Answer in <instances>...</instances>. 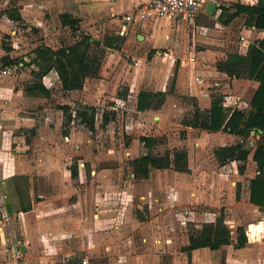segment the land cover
<instances>
[{"label":"rangeland","instance_id":"1","mask_svg":"<svg viewBox=\"0 0 264 264\" xmlns=\"http://www.w3.org/2000/svg\"><path fill=\"white\" fill-rule=\"evenodd\" d=\"M43 1L0 0V16L18 5L24 9L23 13L28 11L25 12L27 16L24 21L16 22L14 27L18 30L16 36L10 34L9 41L3 40L0 43V70H8V73L0 74V85L8 86L10 89L19 87L23 90V94H20V102L15 101L8 106L10 110H19V113L8 114L6 112L3 114L0 110V116L6 119L19 118L22 126L14 132V135L24 134L23 138L29 144L30 152L33 151L34 146L37 148L33 140L37 137V129L41 121L48 122L47 128L51 127L52 131L57 129V123L61 124V120H63V124L59 128L60 143H58L65 154V157L62 158V166L66 170L68 166L72 168L77 164L80 168L82 166L80 164H84L85 182H80V176L74 178L73 187L77 189L76 194L73 191H64L61 196L64 199L58 200L59 205L63 207L65 204L78 201L81 197L82 201L85 200L83 203L87 204L86 208L89 209L87 213L93 215L99 210L110 218L111 215L113 216L115 219H111L113 226L109 225L108 230L114 231L113 229L117 227L115 222L129 220V217L130 220L137 218L152 223V227L159 231V234L155 236L158 240L157 243H160L161 239L165 240L171 237L173 239L171 244L176 248L180 246L179 249H182L186 239L190 238L192 234L198 233L202 227H200L202 223L200 212L204 210V204L200 203V194L201 192L206 194L212 192L214 188L209 187L211 176L216 178V171H220L221 167L219 160L215 157V150L223 143L231 144L240 140V136H234L227 131L187 128L184 122L193 117L196 104L205 110L210 107L213 98L218 95H222L223 98L230 95L251 98L259 85L255 79L239 78L234 82L235 78L221 79L217 74V62L226 59L229 53H247L249 44L240 38L243 33L249 35L244 17H238L230 25H225L220 17L217 19L207 15H202L193 22H175L163 18L157 23H145L148 28L126 23L128 32L124 33L122 24L106 26V20L83 16L80 20L81 31L76 33L69 26L62 24L59 9L38 8L39 16L34 17L31 11L33 9L29 4L38 7L36 5ZM223 1L229 5L226 7H232L235 0ZM117 4H119L118 0L114 3L103 0V7L107 10ZM61 11H65V7H62ZM47 19L51 26L48 24V27L43 28L37 25L40 20L46 21ZM0 27L3 31H10L11 24L0 19ZM83 35H90L101 43L106 40L110 41L114 49L108 50L103 44L93 45L91 48L93 56L100 59L101 62L99 74L86 78L82 89L65 90L55 69L49 71L45 77L41 74L42 69L39 63L34 61L37 56L36 48L44 44L59 49L76 43L83 38ZM13 43L17 44L16 48ZM166 50H171L176 58L171 67H164L168 64L163 62L168 89L165 99L167 108L161 105L163 97L160 96L155 99L149 109L140 110L137 107V93L142 89L151 90L150 74L156 72L157 67L155 54L158 51L165 52ZM4 52L9 54L5 55ZM193 58L197 63L195 67H191ZM9 59H14V62L5 64V61ZM184 59L190 65L189 69L187 67L188 70L185 69L187 72L182 69ZM209 71L210 73H208ZM199 74L209 77L208 84L212 83L208 88L207 98L204 97L205 93L198 94L199 85L193 84L192 76ZM215 79H219L222 84L214 87ZM44 82L49 85L50 92L48 94L41 91L35 93L30 91L35 83L44 84ZM163 84V82L157 84L156 87L160 88ZM228 84H231V90L237 91L233 92L235 95L230 93ZM32 94H36L37 97L32 99L31 103L22 98L23 95L30 96ZM47 95L49 96L48 100H42V97ZM242 97L238 104L234 105L231 102L230 105L248 110L251 103ZM3 100L1 98V101ZM68 102H73L77 110L84 105L96 106V128L91 130L87 125L81 123L80 118L75 117L71 123H68L62 108L69 105L63 104ZM72 112L74 116L76 110H72ZM104 113H107L111 118L107 125L103 124ZM4 118H1V121ZM14 121L17 123L16 120ZM142 136L155 137L156 144L152 147L146 146L141 139ZM49 143L51 146H56L53 141ZM246 145L253 148L247 143ZM177 149L188 150V171L181 172L174 168L159 171L157 168H152L151 176L148 178L135 173L134 159L148 152L164 154L166 151L173 153ZM252 155L253 150L245 173L247 182L250 181L248 175L253 173ZM200 159H206L210 171L204 176L202 171L200 172ZM238 164L239 162L231 161L224 168L225 171L233 174L230 176L231 180L234 179V172H238ZM94 169L97 170V173ZM177 172H181V174ZM146 179H149V182ZM241 183L243 187V182L241 181ZM124 184H127V190H130L129 201H123V198L120 197L122 196L121 189L126 188L123 187ZM22 185L19 189V196L23 199L24 205L30 204L29 191L31 188ZM43 191L52 192L53 189L46 187L42 189ZM14 197L18 198L17 195H14L12 199ZM216 209L217 215H219L225 207ZM11 212L13 213V211ZM117 217H119L118 220ZM11 223V226L8 225L7 228L9 232H12V235L15 229L18 234L17 243L21 248L20 244L25 243V239L21 234L20 223L17 220ZM129 224L128 222L126 225L129 226ZM93 226L92 233L95 232L97 224ZM146 226L148 227V225ZM130 228L134 247L143 249L141 245L148 244V241L144 240L145 234L142 229H135L132 226ZM164 229L165 231H163ZM168 229L171 233L168 232ZM39 238L40 236L37 238V244L40 241ZM80 238L74 239L79 241ZM154 239L151 238L149 245L154 243ZM90 241H88V245ZM114 241L111 240L107 243L100 241V245L96 244L90 250L77 251L69 258L65 254H61L62 257L58 263L85 264V260L90 258L89 264H120L118 260L119 254L122 252L120 247L122 240L117 238ZM73 245L81 247V244L75 241H73ZM25 252L23 251L20 262L24 260ZM196 252L197 263L200 264V249ZM237 255L233 259L241 260L243 263L245 254L240 252ZM8 259L7 252H4L0 256V264H7ZM179 259L180 257H178ZM201 259L202 262L209 260L206 253L202 254ZM124 261H126L125 264H129L128 260ZM31 263H35V257H26L25 264Z\"/></svg>","mask_w":264,"mask_h":264},{"label":"crops","instance_id":"2","mask_svg":"<svg viewBox=\"0 0 264 264\" xmlns=\"http://www.w3.org/2000/svg\"><path fill=\"white\" fill-rule=\"evenodd\" d=\"M146 1L149 0H118L119 4H117V6H112L113 8H110L109 10L103 7V0H44L43 2H39L36 5L38 7H35L34 4H29V6L31 7V9H33L31 11L33 12L34 17L39 16L38 8L49 7L52 8V10L54 8L59 9L60 16L62 13H70L80 20L83 16L106 20V26L122 24L123 29L126 28V31L128 32V27L125 25L127 22L124 19V15L126 13H129L134 6L142 4ZM219 2L222 9L223 6H229L223 0H219ZM237 2L253 4L255 3V0L234 1V3ZM62 7H65V11H61ZM17 8L22 15L21 20L15 21L11 19L7 11H5L4 15L0 16V19L6 20L11 24L10 31H3V29L0 27V43L3 40L9 41L11 39L9 38L10 34H14L16 36L18 32L16 28L14 29V27L16 26V22L24 21L25 16H27L25 12L28 11H25L23 13L24 9L21 7V5H18ZM207 16L216 17L217 19L219 18V16L217 17L216 13H211ZM28 18H30V20H33L31 19V17ZM48 20L49 19H47L46 21L40 20L37 25L42 26L43 28L48 27V24H50L51 26V23H48ZM160 20L156 21L150 18L147 20L134 21L130 23V25L135 24L141 25L143 28H148L145 26V23H157ZM232 22H234V20ZM249 28L250 27H248V34H251L253 29L251 31V29ZM79 30L81 31L80 28L78 29V31ZM78 31H76V33ZM254 35V38H256V42L258 38L264 37V30H256L255 28ZM42 45L51 47V45ZM13 46L16 48L17 44L13 43ZM155 47L156 45L154 46V48ZM106 48L108 50L114 49V47L110 46H106ZM115 53L116 52L114 51V54ZM165 53H171V50H166L165 52L158 51L157 54H155L157 67L156 72L150 74L151 79L149 80H151V90L142 89L138 91L137 95L139 97V93L141 91L164 93V95L162 96L163 102L161 103V105H164L163 107L167 108L165 99L168 95V89L167 79H165L164 75L166 73V69L163 68V62H166L168 64L164 65V67H171L174 64L176 58L174 54L173 57H170ZM3 54L6 55L9 53L4 52ZM191 61V67H195L197 64L196 59L193 58ZM183 65L184 67L182 69L187 72L185 69H187V67L189 69L190 65H188V61H186V59H184ZM216 69L218 70L217 64ZM208 73H210V71ZM47 74H44V77L47 76ZM217 74L218 78L221 79H224L225 77L235 78L234 82L239 79L235 76L231 77L226 72L220 70L217 71ZM192 81L193 84L195 83L196 85H199V89H197L199 92L198 94H200V92L205 93V97L207 95V92L209 91L208 88L212 84H208L209 77L202 74L194 75L192 76ZM162 82L164 83L162 87H156L157 84H162ZM214 83V87L222 84L219 79H215ZM44 85L49 89V85L47 82H44ZM227 86L230 89V93L232 95H235L233 94V92L237 91L231 90V84H228ZM258 86L256 87V90ZM201 90H203L204 92ZM21 93L23 94V90L19 87L10 89V87L8 86L6 87L0 85L1 113H19V110H10L8 106H10L12 102H20ZM36 97V94H32L30 96H22V98H24L25 100L27 99V101H30V103L32 99H35ZM240 97L242 96H226V98L224 97L223 103L224 105L231 107L233 106L230 105L232 104L231 102H233L234 105L238 104ZM252 97L242 98L249 100V103H251ZM1 98L4 100L1 101ZM48 98V95L43 96L42 100H48ZM198 98L200 99V97ZM205 98H207V96ZM225 99H227V101H225ZM2 103H4V105H2ZM63 104H69L75 107L73 102ZM196 106L200 107V105L198 104L195 105V108ZM233 107L237 108V106ZM57 113L60 114V112ZM1 118L4 117L0 116V256H2L4 252H7L9 258L11 256V251L16 248V246H18L16 239L18 234L16 233L15 229L13 230L12 235V232H9L7 228V226H11V222L15 220L20 223L19 225L22 230L21 234L25 239V243L20 244L21 249L24 252L26 251L24 253V260L20 262V259H18L14 261L13 264H25L26 257L30 256L35 257V263L31 264H66L58 263L59 259L62 257L61 254H65V256H68L69 258L71 254H74L77 251L90 250L95 247L96 244L100 245V241L102 243L106 241L107 243L108 241L112 240L113 242L117 238L122 240V242L120 243L122 252L119 254L120 258L118 260L120 264H125L126 261L124 260H128L127 262H129V264H198V259L196 257V250L198 249H200V264H264V210L260 209L259 206L253 204L250 201V181H245V173L247 170L243 174L234 172V179L231 180L230 176L233 174H231V172H228L227 170H224V168L228 166L229 162L226 164H221L219 162L221 167L220 171H216L217 179L211 176L210 180L211 183L209 187L211 189L213 187L214 189H212L211 193L206 194L201 192L200 194V203L204 204V210L200 212V220H202V223L200 224V227L202 226L201 229L206 223L216 222L217 217L223 212L225 222L232 230V243L223 245L219 249L215 250L211 249L210 247H201L189 253L188 251L179 249L180 246H177L176 248L174 245H172L171 243L173 242V239L171 237H168L165 240L161 239L159 240L161 242L157 243L158 240L155 236L159 234V231L156 228H153V225L150 222H144L137 218H131L130 220L129 217V220H125L127 223L125 221L115 222V224L117 223V227L115 226L116 228L113 229L114 231H110L108 230V226L111 225V219H114L113 216L111 215L110 218V216L108 217L107 215L102 214V212H99V210L93 215H91L89 212L87 213L89 209L86 208L87 204L83 203L85 200L83 199L84 201H82L81 197H79L78 201L76 200L75 202L69 203L68 205L65 204L63 207L59 205L60 203L58 202V200L64 199V197H61L64 191H73L74 194H76L77 189L76 187H73L74 178H78V176H80V182H85L84 164L83 166H80L82 164L79 165V175L77 177L72 176L70 166H68L66 170L62 166V158L63 156L65 157V154L64 151H62V148L59 147L58 143H60L59 128L63 124V120H61V124L58 122L56 125L57 129H53L52 131L51 127L50 129L47 128L48 122L41 121V124L37 129V137L33 140L34 145H36L37 148L34 146L33 151L30 152L29 144L26 143L23 138L24 134L22 133L23 135H14V132L22 126L19 118H4L3 121H1ZM14 120H16L17 123ZM187 128L193 127L187 126ZM50 141L56 143V146H51L49 143ZM231 144L223 143L221 146ZM200 160V172L202 171L204 176L210 171L208 170L209 167L207 166L206 159ZM253 164V173L248 175L250 177V180L257 174V164L254 160ZM157 169L159 171L161 170L159 168ZM94 171L97 173V170L94 169ZM151 173L152 168L149 177L151 176ZM177 173L181 174V172ZM206 178H208L207 175ZM146 180L147 182H149V179ZM241 181L243 182V187ZM22 184H24L25 187L28 186L31 188L29 191L31 196L30 204L24 205L23 199L19 196V189L21 186H23ZM46 187L52 188L53 191L42 192V189ZM123 187L126 188L121 189L122 196L120 197L123 198V201H129L131 197L130 190H127L128 185L124 184ZM14 195H17L18 198L14 197L12 199V196ZM217 207L221 209L225 207V209L224 211H220V214L217 215ZM49 209L51 211H46ZM11 211H13V213ZM46 212L49 213L47 214ZM118 219L119 217H117V220ZM128 222L130 223L129 226L126 225L128 224ZM94 224H97V228H95V232L92 233V226ZM142 224L143 227H141ZM146 225H148V227ZM131 226L135 229H142L143 233L145 234L144 240H147L148 244H142L141 246H143V249H141V247H134V239L132 238V231L130 228ZM239 226L244 227L248 236V241L243 247L236 246L238 238L237 229ZM163 231H165V229ZM168 232L171 233L169 229ZM39 236L40 241L37 244V238ZM76 237H81V240L76 241V239H74ZM151 238L156 239H154L153 244L149 245ZM73 241L81 244V247L73 245ZM88 241H90L89 245ZM163 241H165L166 243L164 242V244ZM188 243L189 238L186 239L184 246H186ZM24 245L25 249H23ZM240 252H243L245 254V260L243 263H241V260L233 259V257H235ZM204 253H206L207 257L209 258L208 262H202L201 257ZM178 257H180L179 260ZM90 260V258H87L85 260V264H89Z\"/></svg>","mask_w":264,"mask_h":264},{"label":"trees","instance_id":"3","mask_svg":"<svg viewBox=\"0 0 264 264\" xmlns=\"http://www.w3.org/2000/svg\"><path fill=\"white\" fill-rule=\"evenodd\" d=\"M9 17L15 21L21 20L22 15L17 7L8 10ZM244 17L247 27L256 30H264V0H255L253 4L241 2L233 3L232 7L223 6L219 16L225 25H229L238 17ZM62 24L69 26L75 32L80 28V19L70 13L61 14ZM105 45L112 47L110 41H97L90 35H83L76 43L53 49L40 45L36 48L37 61L42 69V75L55 69L65 90L82 89L86 78L97 76L101 69L100 59L93 56L91 48L93 45ZM11 48V47H10ZM6 59V57H4ZM14 59L5 61L11 64ZM220 71L226 72L231 77H247L259 82L255 91L251 107L248 110L234 108L224 105L222 95L215 96L211 106L205 110L196 106L193 117L184 122L185 125L194 128H203L209 131H227L236 136L247 138L252 131H256L259 138L255 147L249 148L246 143L237 141L231 145L220 146L215 150V155L221 164L231 161L239 162L237 171L243 174L247 170L248 160L253 150V160L257 164V174L250 180V201L264 210V37L258 38L255 43L249 44L247 53L231 52L228 57L217 63ZM31 92L41 91L48 94L50 91L43 83H35ZM164 93H152L141 91L138 97V109H149L156 97ZM127 96V95H125ZM163 100L161 101V103ZM66 121L71 123L75 118H80L81 123L87 125L91 130L96 128L97 107L84 105L76 109V106L65 105L62 107ZM76 110L73 116L72 110ZM111 118L104 113V125L109 124ZM146 146L152 147L156 144L155 137L142 136ZM248 144V143H247ZM135 173L149 177L151 168H174L177 171L189 170V153L187 149L166 151L164 154L148 152L133 160ZM72 176L79 175L78 165L71 168ZM236 246L243 247L248 241L244 227L239 226ZM233 241L232 230L225 222L223 212L217 217L216 222L206 223L196 234H192L189 243L183 246V251L191 253L201 247L219 249L223 245L231 244Z\"/></svg>","mask_w":264,"mask_h":264},{"label":"built area","instance_id":"4","mask_svg":"<svg viewBox=\"0 0 264 264\" xmlns=\"http://www.w3.org/2000/svg\"><path fill=\"white\" fill-rule=\"evenodd\" d=\"M110 1L114 2L116 0ZM211 2L215 4L213 11L208 10V4ZM222 11L223 9L219 0H149L134 6L129 13L124 15V19L127 23H132L138 20H147L150 18L156 21L163 18H168L175 22H193L200 16L209 15L211 13H216L218 17ZM249 29H251V31L253 29L252 33L249 35L243 33L241 34L240 38L247 44L255 43V28L251 27ZM125 31L126 28L123 29V32ZM165 54L173 57L172 53ZM1 73L6 74L8 73V70H0V74ZM258 138L259 135L256 134V131H252L249 137H240V141L247 142L249 146L255 147L256 140ZM22 255V249L19 246H16V248L11 251V256L7 260V264H13L14 261L20 259Z\"/></svg>","mask_w":264,"mask_h":264},{"label":"water","instance_id":"5","mask_svg":"<svg viewBox=\"0 0 264 264\" xmlns=\"http://www.w3.org/2000/svg\"><path fill=\"white\" fill-rule=\"evenodd\" d=\"M214 7H215V4L213 2H211V3L208 4V10L209 11H213L214 10ZM23 249H25V245L23 246Z\"/></svg>","mask_w":264,"mask_h":264}]
</instances>
